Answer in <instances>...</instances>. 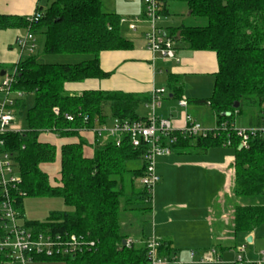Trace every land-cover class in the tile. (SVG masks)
Wrapping results in <instances>:
<instances>
[{"label": "trees", "instance_id": "trees-1", "mask_svg": "<svg viewBox=\"0 0 264 264\" xmlns=\"http://www.w3.org/2000/svg\"><path fill=\"white\" fill-rule=\"evenodd\" d=\"M170 1L183 2L191 16L207 19L203 26L183 25L165 32L176 43L175 51L215 54L218 71L211 97L186 100L184 109L188 104L209 107L216 116L217 127L206 136H188L175 130L171 138H164L163 145L170 147V155L172 149L182 153L191 149L201 152L219 147L232 149L236 196L260 197L264 194V135L251 136L247 145L240 148L242 140L234 129L264 127V0H157L161 20L169 15ZM34 14L40 18L32 23L29 22L32 15H0V31L25 29L36 39L42 37L43 55L80 58L63 64H44L35 53H24L12 66L16 118L24 115L28 96H34V103L26 112V131L1 135L2 149L10 154L19 182L8 188L7 196L0 192V206L8 200L20 213L22 227L33 235L64 239L75 235L81 239L80 246L69 253L34 255L28 263L151 264L147 242L130 241L123 245L129 239L123 235L120 224L122 209L151 208L146 189L135 186L147 174V145L136 148L128 135L116 137L108 133L101 138L93 136L95 151L91 156L86 154L91 153L80 134L101 126L112 128L115 120L147 124L150 116H141L138 110L140 106L151 105L152 95L66 91L67 84L110 78L111 73L101 68V54L133 50L134 42L123 35L122 18L103 11L102 0H46ZM1 70L4 67L0 64ZM175 80L169 75L167 87L179 105L182 98L177 91L181 88H177ZM241 116L248 118L242 119L247 127L237 123ZM48 133L67 139L77 137L78 141L65 143L58 149L41 140ZM58 152L60 176L52 184L41 167L55 162ZM133 161H140V167L129 169L127 165ZM44 198L62 199L65 209L50 212L45 222L25 221L24 201ZM263 224L264 206L236 207L237 233L252 232ZM5 231L0 218V235ZM160 243L158 258L175 264L172 256L176 250L172 243ZM14 263L11 251H0V264ZM234 264H238L237 260Z\"/></svg>", "mask_w": 264, "mask_h": 264}, {"label": "crops", "instance_id": "crops-1", "mask_svg": "<svg viewBox=\"0 0 264 264\" xmlns=\"http://www.w3.org/2000/svg\"><path fill=\"white\" fill-rule=\"evenodd\" d=\"M46 0H0V15L28 17L33 15L39 5ZM145 16V7L141 0L132 2ZM119 6L108 13H115L124 18ZM167 22L164 30L181 27ZM125 26V25H123ZM128 28V27H127ZM27 33L25 29L0 31V64H13L21 59V52L16 46V39ZM146 33V32H145ZM145 43L134 42L130 51L105 52L101 54V68L111 73L105 80H88L84 83L67 84L66 91L72 94L88 90L132 93L150 97L152 91L165 89L160 99V106L168 109L165 116L156 111L163 119H170L176 131L184 126L186 115L205 129L217 127L215 114L199 105L188 104L184 109L171 95L167 87L168 76L176 78L177 91L185 100L210 98L214 88L215 74L218 71L217 58L212 52H191L186 49L176 50L180 62L175 60L163 63L152 55ZM18 50H17V48ZM163 63L165 67H159ZM177 102L175 108L171 101ZM146 108L150 106L145 105ZM146 109V110H148ZM149 117V112H144ZM160 114V115H159ZM240 126L247 123L240 121ZM90 151V150H88ZM156 173L160 182L155 189L154 206L149 210L123 209L124 222L135 221L138 211L144 221L140 231V241L128 237L134 243H146L155 238L159 242L170 241L176 253L172 256L181 264H218L224 258L236 261L241 255L243 264L264 262V224L249 233H237L235 230V209L237 206H264V194L260 197L238 198L235 191V157L228 147L212 148L206 152L191 149L182 153L172 149L170 156L159 157L155 161ZM124 211V214L122 212ZM121 220V218H120ZM128 223V224H129ZM121 224V230L123 229ZM124 226V224H123ZM139 233V231H138ZM250 238V242L247 240ZM243 254H239L240 250ZM192 254L194 257H192ZM205 259L204 263L200 260ZM64 264L61 262H32L30 264Z\"/></svg>", "mask_w": 264, "mask_h": 264}, {"label": "built area", "instance_id": "built-area-1", "mask_svg": "<svg viewBox=\"0 0 264 264\" xmlns=\"http://www.w3.org/2000/svg\"><path fill=\"white\" fill-rule=\"evenodd\" d=\"M145 7V23L149 24V30L145 33V40L147 42V48L154 57L159 55L166 61L175 60L179 62V58L176 55L173 39L167 35L165 30L159 26L161 17L159 15V5L157 0H141ZM40 18L39 14H33L29 18V22H37ZM141 22L140 18L131 22L126 18L121 19V24L126 25L129 30L136 31V24ZM16 44L22 54H34L36 50V37L27 32L24 35H20L16 39ZM27 52V53H26ZM15 72L8 73L3 78L0 90L5 94L4 99L0 101V192L7 196L8 188L19 182V176L14 172L13 162L10 154L5 152L2 148L4 141L1 139V135L9 131H16L14 124L16 121L15 116V103L12 95V83L14 82ZM165 94V90L152 91V116H150L147 124L141 122H121L114 121L113 127L101 126L100 128H94L90 132L95 137L101 138L105 134L120 137L122 135H128L131 139V143L134 147L139 148L142 145H147L146 161H147V174L140 180V184L146 189L149 196V205L154 206L155 189L160 182V177L156 173L155 161L159 157L168 156L171 153L170 147L163 145L164 138H171L175 131L173 123L169 119H161L157 117L155 109L160 106V99ZM12 95V96H11ZM21 94H18L20 97ZM179 106L186 108L187 101L182 99L179 102ZM57 113V112H56ZM68 119H71L70 117ZM237 135L241 138V146L245 147L251 136L256 134L264 135V127L261 128H236L234 129ZM184 135L188 136H206L210 130L202 127L190 116H185L184 126L180 130ZM176 138L172 139L174 142ZM3 196V195H1ZM0 218L5 226V232L0 235V251H11L15 263L28 264L34 255H47L53 256L62 253H69L71 249L75 250L80 246L81 239L75 235L70 236L67 239L61 236L52 235H33L30 231L22 227V218L20 213L13 208V205L7 200L0 206ZM127 245L130 244V240L127 241ZM160 242L155 238H151L147 241L148 257L151 260V264H169L167 259H161L157 256ZM244 250H240L239 254H243ZM192 257L194 255L192 254ZM206 260H200V263H204ZM14 263V264H15ZM175 264H181L174 259ZM238 264H243L244 260L240 255L237 258ZM255 264H264L263 261H258Z\"/></svg>", "mask_w": 264, "mask_h": 264}, {"label": "rangeland", "instance_id": "rangeland-1", "mask_svg": "<svg viewBox=\"0 0 264 264\" xmlns=\"http://www.w3.org/2000/svg\"><path fill=\"white\" fill-rule=\"evenodd\" d=\"M135 0H102L103 2V11L107 12L109 10H112L113 7H117L119 6V11H121V15H123L124 18H126L127 20L133 22L137 19V16L139 15L140 11L133 7L132 2ZM168 12L169 15L168 16H163L162 20L159 24V26H161L162 28L165 27V25L167 24V22H172L174 24L172 25H185V26H203L207 23V19L204 17H195V16H191L189 13V10L186 6L185 3L180 2V1H170L168 3ZM141 22L136 24L137 30L136 31H131L127 28V26H122V33L124 36H126L129 39L134 40V42L136 41V43H145L144 38H143V33L147 32L149 30V24L145 23V21L143 20V18H140ZM175 27V26H172ZM26 34V33H25ZM176 43H174L175 45ZM17 46V44H16ZM42 47H43V39L42 37H37L36 39V50H35V57L39 58V61L41 63H47V64H63V63H68V62H74L76 61V58H80V57H72V56H66V55H43L42 54ZM17 48V47H16ZM18 50V48H17ZM156 58L160 61H162L163 63L166 62V60L159 58V55H156ZM170 61V60H168ZM160 62L159 67H165L164 64ZM4 67V71L11 73L12 72V66L13 64H5L2 65ZM3 72V70L0 71V73ZM4 77L0 76V88H1V84L3 81ZM13 96H15L14 93H12ZM11 95V96H12ZM5 94L0 90V101H2L4 99ZM209 99V98H206ZM27 102V108L26 111L24 113L23 116H18L16 118L15 124H14V129L16 131H26L27 125H26V112L28 109H30L34 103V96L30 95L27 97L26 99ZM172 105L177 108V102L176 101H171ZM204 108V110L209 111V107H201ZM148 108H146L145 106H140L138 113L140 115H144V112H149V116H152V107H150L148 110H146ZM160 112L162 113L163 116L166 115V113H168V109H165L163 107H159L157 106L155 109V113ZM108 114V112H107ZM160 115V114H159ZM244 116L239 117L242 121ZM238 118V119H239ZM248 119L247 117H244V120ZM243 122V121H242ZM238 124H240L239 122H237ZM113 122L110 120L109 121V126L112 127ZM241 125V124H240ZM80 136L86 140V142L88 144L85 145V148L87 150H90V153H86L87 155H93L95 148L93 147V134L91 132H83L80 134ZM41 140L44 142H48L51 143L55 146L58 147V149L65 143L68 142H73V141H78L77 137L74 138H60L57 135L51 133V134H43V136L41 137ZM141 165L140 161H133L128 163V168L129 169H137L139 168ZM42 170L50 177V180L52 182V184H55V179L59 178L60 176V169H61V158H60V153L58 152L57 154V158L55 160V162L53 163H49V164H45L42 165ZM135 186L138 188H141V184L139 181H136ZM65 209V205L63 203V200L60 198H44V199H27L24 201V215H25V221H38V222H45L49 216V213L52 211H61ZM123 210V209H122ZM130 212V211H128ZM122 214H124V211L122 212ZM134 214H137L135 217V221L131 222V223H126L124 222V217H126V215H121V220L120 223L122 224V233L123 235H128V237L132 236L135 240L133 241H140V231L142 226L145 225L144 221H149L147 219V217H149V215H146L145 217H143L144 215H142V212L138 211ZM139 231V233H138ZM132 241V240H130ZM15 264H20V263H15ZM30 264V263H28ZM51 264V263H50ZM55 264V263H52ZM213 264V263H212ZM218 264H234V261L224 258V261L222 263H218ZM251 264V263H249Z\"/></svg>", "mask_w": 264, "mask_h": 264}, {"label": "water", "instance_id": "water-1", "mask_svg": "<svg viewBox=\"0 0 264 264\" xmlns=\"http://www.w3.org/2000/svg\"><path fill=\"white\" fill-rule=\"evenodd\" d=\"M189 14H190V13H189ZM178 35H179V34H178ZM5 75H6V72H5V71H3V72L0 73V76H1V77H4ZM238 107H239V105L236 104V105H235V108H238ZM240 148H242V146H240ZM247 241L250 242V238H249ZM126 243H127V242L124 241V242H123V245H126Z\"/></svg>", "mask_w": 264, "mask_h": 264}]
</instances>
